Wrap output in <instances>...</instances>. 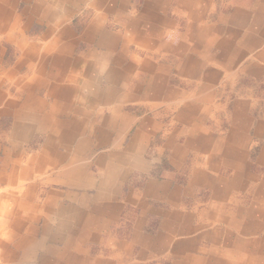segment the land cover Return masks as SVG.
Here are the masks:
<instances>
[{
  "label": "crops",
  "instance_id": "obj_1",
  "mask_svg": "<svg viewBox=\"0 0 264 264\" xmlns=\"http://www.w3.org/2000/svg\"><path fill=\"white\" fill-rule=\"evenodd\" d=\"M0 35L16 53L0 64L7 264L48 240L56 264H88L91 244L109 254L91 264L128 261L111 225L131 204L160 222L141 258L264 264V0H0ZM159 150L172 173L142 186ZM40 187L56 188L44 204Z\"/></svg>",
  "mask_w": 264,
  "mask_h": 264
},
{
  "label": "rangeland",
  "instance_id": "obj_2",
  "mask_svg": "<svg viewBox=\"0 0 264 264\" xmlns=\"http://www.w3.org/2000/svg\"><path fill=\"white\" fill-rule=\"evenodd\" d=\"M12 25L13 24V20H8L7 19V25ZM21 26L23 23H20ZM8 25V26H9ZM20 28V26H19ZM22 30V29H21ZM0 51H1V55H0V64H2L4 67H11L13 64L12 62H10L11 58L13 59V57L15 56V44L12 42H9L6 40L5 35H0ZM11 57V58H10ZM0 72V75H2V80H4L2 83H0V91L3 90V86L7 83V78L5 76V73L7 72ZM4 74V75H3ZM17 86H13L12 90H11V94L9 97V101L12 102H17L19 103V92L17 91ZM257 97L255 96V104L257 103ZM259 103V102H258ZM20 105V103L17 105V107ZM6 104L0 105V111H6ZM262 108V102H260L257 106H255V111H260ZM6 118L1 117L0 118V135H2V130L5 131L6 128L5 127V121ZM8 121V120H7ZM9 122V121H8ZM264 141V139H260L257 142H261ZM37 143H34L32 145H26V148L28 149V153L29 154H33L34 152L37 151V147H36ZM254 155H253V163L256 164L257 161V154L259 155V150H254ZM151 158L154 160L153 162H157L158 164H160V166H157V170H156V174L154 172H150L148 171L145 175L143 174L142 178H143V182H142V186L144 184H146V181L148 179L151 178V175H153L154 177H157L158 179H162L164 180L166 172L165 171H169L172 173V165L170 166L169 164V158H168V152L166 150H159L157 151V155L154 154V151L151 152ZM261 166H263L264 169V164H260ZM150 169H155L154 166L149 167ZM151 174V175H150ZM172 176V175H171ZM173 178H176V176H172ZM34 180V179H33ZM33 180L30 181H25L23 182V184L26 185H30L33 184ZM178 180L180 182L181 177L180 175L178 176ZM36 183V182H35ZM176 183V182H175ZM175 183L173 185H175ZM17 185H12L10 187H6V184L4 183H0V204L3 203V201L9 202V199L14 198V196L12 195H8L5 194V190L8 189H12L15 188ZM53 189H56L55 187L49 188V187H44L43 190L40 187L39 189V198H40V202L42 204L45 203V199H47V195L52 192ZM13 190V189H12ZM64 191V189H61ZM58 191V190H57ZM44 195V197H43ZM19 197V195H18ZM65 203H67L68 201H65L64 199L62 200ZM117 218H115V222L111 225V230L113 232L112 236H114L113 241H118L121 243H126V244H133L136 243L135 245V254L133 256H131L129 258V260L127 261V257L123 256V259L120 260V262L118 260H115L116 258H114V261H112L113 264H159L158 260L160 259L158 254H151L148 255L145 258H141L139 256V252L142 249L141 244H147V242H149V239H152L153 241H155L156 236L159 235V233L161 232V228H160V222L159 219L157 221L152 222H147V220H145V218H147L146 216H143L141 214L140 209L138 208L137 210L131 205H128V207L125 209V211L122 214H119L116 216ZM0 218H1V214H0ZM2 223V225H1ZM143 223V224H142ZM54 224H51V226H53ZM38 228V237L42 240L44 235H45V230L43 229V220H41V222L39 224H37L36 226ZM53 228V227H52ZM51 230V229H49ZM53 230L50 231V233ZM53 235V233H51ZM187 237L183 236V235H178L175 239H174V243L175 245L177 243H180L183 239H185ZM3 244L7 245V247H5ZM14 244H15V240H13V236L11 235V226L7 223H3L0 222V264H7L8 260L10 258V255H12L13 249H14ZM44 245V249L42 251L39 252V254L37 255L35 261H33L31 264H56L55 262V250L58 249V247H60L58 245V243L52 241V240H48L46 243L43 244ZM113 247V246H112ZM50 249V253L48 252ZM87 249L89 250L90 255L93 257L94 263L95 260H101V259H108L109 254L106 253L107 255H105L103 253V248L100 246H96V245H88ZM121 256V257H122ZM164 256V255H163ZM92 261H89L88 264H91ZM161 263V262H160ZM108 264V263H107ZM164 264V263H163ZM169 264V263H167Z\"/></svg>",
  "mask_w": 264,
  "mask_h": 264
}]
</instances>
